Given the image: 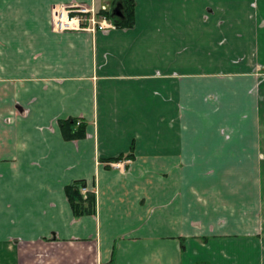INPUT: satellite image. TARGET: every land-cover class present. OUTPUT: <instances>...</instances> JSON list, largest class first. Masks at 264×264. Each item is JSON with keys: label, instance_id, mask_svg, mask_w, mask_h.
Here are the masks:
<instances>
[{"label": "crops", "instance_id": "obj_1", "mask_svg": "<svg viewBox=\"0 0 264 264\" xmlns=\"http://www.w3.org/2000/svg\"><path fill=\"white\" fill-rule=\"evenodd\" d=\"M91 1L0 0V264H264V0L52 30L53 5ZM80 179L96 210L76 216Z\"/></svg>", "mask_w": 264, "mask_h": 264}, {"label": "trees", "instance_id": "obj_2", "mask_svg": "<svg viewBox=\"0 0 264 264\" xmlns=\"http://www.w3.org/2000/svg\"><path fill=\"white\" fill-rule=\"evenodd\" d=\"M134 6V0H114L111 2L110 9L105 13L117 26H129L133 24ZM59 123L66 138L77 139L86 135L85 127L79 119L69 118L60 120ZM122 158L123 156H119L113 158V160ZM86 186L87 183L83 179L73 181L66 186L67 198L76 216L95 213L96 195L95 192L90 190L84 195L81 189Z\"/></svg>", "mask_w": 264, "mask_h": 264}, {"label": "built area", "instance_id": "obj_3", "mask_svg": "<svg viewBox=\"0 0 264 264\" xmlns=\"http://www.w3.org/2000/svg\"><path fill=\"white\" fill-rule=\"evenodd\" d=\"M108 3L98 4L95 0L89 3L71 2L55 4L51 8V25L55 32L64 31H100L117 28V25L107 15ZM114 167H123V162L114 161ZM82 192L86 194L87 188Z\"/></svg>", "mask_w": 264, "mask_h": 264}, {"label": "rangeland", "instance_id": "obj_4", "mask_svg": "<svg viewBox=\"0 0 264 264\" xmlns=\"http://www.w3.org/2000/svg\"><path fill=\"white\" fill-rule=\"evenodd\" d=\"M92 1H94V0H92ZM95 1L98 4L105 3V2L108 3L109 5L111 4V0H103L101 2H99L98 0H95ZM254 15H256V14H254ZM51 18H52V15H51ZM222 19L223 18H221V20ZM222 23L223 22H221V24ZM223 40H224V37L221 38V50H227L229 42H227V43L226 42H222ZM241 60H242V58L239 55H234L232 57V59H230V61L228 60V61H224V62L221 63V69H223V70H234L235 68H239L240 69L241 68L240 67L241 66V64H240ZM252 64H253V68H251V69H254L256 76L261 77V81H263L264 80V67L260 63H258L256 61H253Z\"/></svg>", "mask_w": 264, "mask_h": 264}, {"label": "flooded vegetation", "instance_id": "obj_5", "mask_svg": "<svg viewBox=\"0 0 264 264\" xmlns=\"http://www.w3.org/2000/svg\"><path fill=\"white\" fill-rule=\"evenodd\" d=\"M83 188H87V191L89 190V188H88L87 186H86V187H83ZM83 188H82V189H83ZM82 189H81V191H82ZM82 193H83V192H82ZM83 194H84V193H83ZM84 195H86V194H84Z\"/></svg>", "mask_w": 264, "mask_h": 264}]
</instances>
